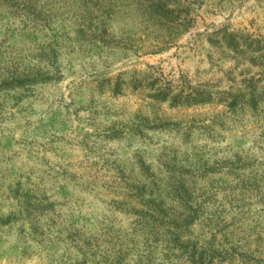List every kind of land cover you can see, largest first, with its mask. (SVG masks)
Segmentation results:
<instances>
[{
    "label": "rangeland",
    "instance_id": "rangeland-1",
    "mask_svg": "<svg viewBox=\"0 0 264 264\" xmlns=\"http://www.w3.org/2000/svg\"><path fill=\"white\" fill-rule=\"evenodd\" d=\"M38 3L44 30L13 43L54 51L60 75L0 87V264H77L71 237L103 224L119 236L122 264H169L115 208L116 172L192 146L249 150L264 136V113L226 120L231 98L250 103L249 87L264 107V0ZM214 119L220 145L200 129L185 143L180 129Z\"/></svg>",
    "mask_w": 264,
    "mask_h": 264
},
{
    "label": "trees",
    "instance_id": "trees-1",
    "mask_svg": "<svg viewBox=\"0 0 264 264\" xmlns=\"http://www.w3.org/2000/svg\"><path fill=\"white\" fill-rule=\"evenodd\" d=\"M38 6V0H0V87L58 80L54 51L48 54L33 45L20 49L13 43L15 34L23 42L44 30L47 20ZM255 87L248 89L250 103L249 96H241L242 103L231 98L227 121L249 112L259 119L264 113L263 95L252 96ZM216 124L214 119L212 125L180 130L185 143L200 129L206 141L220 145L224 139L212 129ZM237 144L192 146L183 157L177 151L161 155L164 163L155 168L139 157L137 172H116L120 189L114 193L123 201H116L115 208L134 217L133 233L143 237L144 246H162L169 264H264V136L249 150ZM112 230L103 224L99 234L88 238L75 231L71 243L83 256L77 264H122L123 246Z\"/></svg>",
    "mask_w": 264,
    "mask_h": 264
}]
</instances>
